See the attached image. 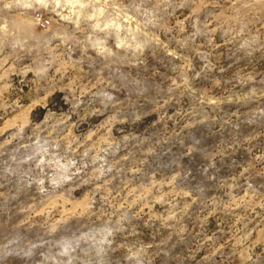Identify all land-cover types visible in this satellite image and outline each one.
<instances>
[{
	"label": "rangeland",
	"instance_id": "1",
	"mask_svg": "<svg viewBox=\"0 0 264 264\" xmlns=\"http://www.w3.org/2000/svg\"><path fill=\"white\" fill-rule=\"evenodd\" d=\"M0 264H264V0H0Z\"/></svg>",
	"mask_w": 264,
	"mask_h": 264
},
{
	"label": "built area",
	"instance_id": "2",
	"mask_svg": "<svg viewBox=\"0 0 264 264\" xmlns=\"http://www.w3.org/2000/svg\"><path fill=\"white\" fill-rule=\"evenodd\" d=\"M39 24H40L41 28H46L49 23H48V21L40 19Z\"/></svg>",
	"mask_w": 264,
	"mask_h": 264
}]
</instances>
